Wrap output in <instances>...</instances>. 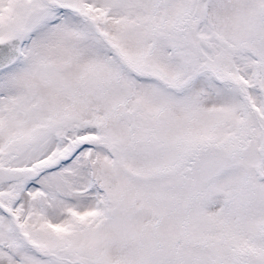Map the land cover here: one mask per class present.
Listing matches in <instances>:
<instances>
[{
	"label": "snow or ice",
	"instance_id": "6c2138e0",
	"mask_svg": "<svg viewBox=\"0 0 264 264\" xmlns=\"http://www.w3.org/2000/svg\"><path fill=\"white\" fill-rule=\"evenodd\" d=\"M0 264H264V0H0Z\"/></svg>",
	"mask_w": 264,
	"mask_h": 264
}]
</instances>
